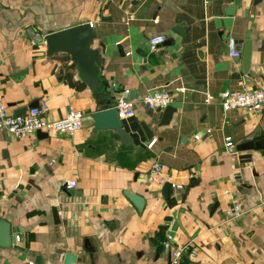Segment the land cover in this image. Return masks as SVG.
Segmentation results:
<instances>
[{"label":"crops","instance_id":"crops-1","mask_svg":"<svg viewBox=\"0 0 264 264\" xmlns=\"http://www.w3.org/2000/svg\"><path fill=\"white\" fill-rule=\"evenodd\" d=\"M232 3L0 0L7 113L24 115L44 101L46 120L64 118L69 106L83 117L73 136L16 139L0 123V220L18 230L19 248H0V264H63L66 254L75 256L71 264H168V233L177 245H195L192 264H264V150L242 160L235 149L264 138V107L223 112L216 101L226 91L264 92V0H243L229 17ZM83 23H91L100 55L96 93L67 55L46 57L45 35ZM157 35L166 41L151 51L148 39ZM229 39L238 58L229 55ZM154 89L174 98L168 126L158 128L161 112L150 116L140 104ZM207 93L215 100L205 105ZM129 95L135 115L120 119L131 138L124 146L113 131L94 132L92 116ZM141 124L153 133L151 148ZM156 160L170 184L166 196L164 184L149 180ZM69 181L75 188H66ZM125 194L141 198V209Z\"/></svg>","mask_w":264,"mask_h":264},{"label":"built area","instance_id":"built-area-1","mask_svg":"<svg viewBox=\"0 0 264 264\" xmlns=\"http://www.w3.org/2000/svg\"><path fill=\"white\" fill-rule=\"evenodd\" d=\"M165 41L166 38L163 35H157L148 39V46L151 51H154ZM227 45L230 57L238 58L240 54L236 49V42L233 39H229ZM214 100V96L207 93L203 103L207 105ZM216 101L223 112L245 110L257 114L264 107V92L226 91L219 94ZM140 104L152 112L160 113L168 106L174 104V98L168 91L154 89L143 96ZM134 107L135 100H128L127 98H119L113 105L119 119L133 117L135 115ZM47 111L46 103L40 101L37 106L30 108L24 115H11L7 113L0 94V123L16 139L29 138L37 132H55L61 135L73 136L82 126V114L70 106L67 109L66 116L56 121L45 119ZM206 133H209V130ZM194 139L198 140L199 137L195 136ZM154 142V140H151L147 147L151 148ZM231 146L232 142L229 138H226L225 147ZM189 178H192V175H189ZM149 180L159 185L168 181V177L164 173V166L159 160L152 164L149 170ZM75 185L74 181H69L66 184V188L73 189ZM230 211L235 216H239V208L236 205H233ZM162 247L169 252L170 259L168 264H192L197 254V248L194 244L187 242L183 245H177L170 233L164 237Z\"/></svg>","mask_w":264,"mask_h":264},{"label":"water","instance_id":"water-1","mask_svg":"<svg viewBox=\"0 0 264 264\" xmlns=\"http://www.w3.org/2000/svg\"><path fill=\"white\" fill-rule=\"evenodd\" d=\"M243 0H233L231 6L225 11L226 16H233L237 6L242 7ZM44 44L46 47V57L51 58L58 54L67 55L70 62L74 64L77 79L82 82L92 93L101 91L102 84L99 80V50L94 48L96 34L90 23H83L70 28H66L57 32H53L44 36ZM102 50L104 45L100 44ZM251 49L249 42H245L242 51V67L245 72L250 65ZM127 98V97H124ZM132 100L131 95L127 98ZM108 105V104H107ZM34 107L30 105L28 109ZM147 108V107H146ZM149 110V109H148ZM150 116L152 112L149 110ZM176 110L172 106L165 108L160 115L157 127L168 126L171 116ZM20 115L16 114L15 116ZM154 118V117H153ZM93 131H113L124 146L131 145V138L122 129L120 119L117 117V112L113 107H105L102 110L95 112L92 116ZM157 120V119H156ZM142 132L147 140L153 137L152 131L144 124H141ZM38 138L46 137L45 134L37 132ZM236 152L240 159H251V154L254 151L264 150V138L260 136L253 137L251 140L244 141L236 146ZM250 163V162H249ZM250 164H247L249 167ZM190 186H193L190 182ZM170 189V184L166 183L162 187L163 195L166 196ZM128 200L138 209L142 207V199L137 196L125 194ZM54 221L57 223L55 211H53ZM18 230L12 228L6 221L0 220V248H17L16 234ZM75 260L72 254H66L63 259V264H71Z\"/></svg>","mask_w":264,"mask_h":264}]
</instances>
